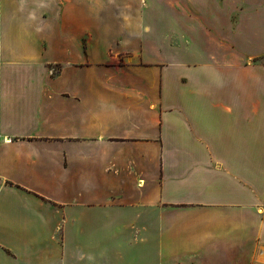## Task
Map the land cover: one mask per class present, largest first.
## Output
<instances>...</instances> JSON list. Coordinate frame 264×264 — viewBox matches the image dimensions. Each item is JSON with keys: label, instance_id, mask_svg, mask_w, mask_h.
<instances>
[{"label": "crops", "instance_id": "1", "mask_svg": "<svg viewBox=\"0 0 264 264\" xmlns=\"http://www.w3.org/2000/svg\"><path fill=\"white\" fill-rule=\"evenodd\" d=\"M264 0H0V264H264Z\"/></svg>", "mask_w": 264, "mask_h": 264}, {"label": "rangeland", "instance_id": "2", "mask_svg": "<svg viewBox=\"0 0 264 264\" xmlns=\"http://www.w3.org/2000/svg\"><path fill=\"white\" fill-rule=\"evenodd\" d=\"M262 61H263V63H264V59H263Z\"/></svg>", "mask_w": 264, "mask_h": 264}, {"label": "trees", "instance_id": "3", "mask_svg": "<svg viewBox=\"0 0 264 264\" xmlns=\"http://www.w3.org/2000/svg\"><path fill=\"white\" fill-rule=\"evenodd\" d=\"M264 58H262V60H263Z\"/></svg>", "mask_w": 264, "mask_h": 264}]
</instances>
